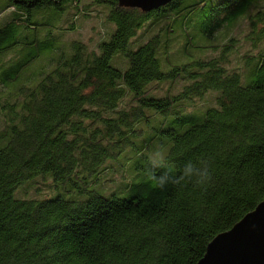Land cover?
Masks as SVG:
<instances>
[{
	"label": "trees",
	"instance_id": "obj_1",
	"mask_svg": "<svg viewBox=\"0 0 264 264\" xmlns=\"http://www.w3.org/2000/svg\"><path fill=\"white\" fill-rule=\"evenodd\" d=\"M91 1L109 8L114 34L98 45L99 55L77 43L72 57L47 56L56 67L23 89L17 120L0 135V264H198L218 235L264 201V52L242 58L261 74L243 86L229 70L234 43H199L248 18L246 41L258 47L264 0H173L151 13L122 0ZM81 5L9 0L0 13L4 91L53 40L49 32L41 41L48 26L32 19ZM178 31L185 38L180 55L190 60L182 67L171 58ZM11 52L15 58L5 63ZM117 54L129 61L126 72L111 65ZM180 83L187 86L176 95ZM210 91L220 93L217 108L183 114ZM116 163L126 182L108 194L105 183L96 185ZM24 183L61 193L15 198Z\"/></svg>",
	"mask_w": 264,
	"mask_h": 264
},
{
	"label": "rangeland",
	"instance_id": "obj_2",
	"mask_svg": "<svg viewBox=\"0 0 264 264\" xmlns=\"http://www.w3.org/2000/svg\"><path fill=\"white\" fill-rule=\"evenodd\" d=\"M8 4L9 0H0V13L6 10V6ZM259 8V6L254 7L250 14H255ZM108 13L109 8L107 6L94 5L92 4L91 0H82L81 9H79V11H73V9H70L63 14L49 12L45 15H37L32 19L34 23L45 24L48 26L47 30H42L39 32L38 38L44 42V37H42V35L44 33L48 34L49 32H52L53 40L50 41V44H48L46 47V51L43 52L45 57H42L37 62H35V64L24 73L18 83L7 86L6 91L0 87V135L3 132L4 126L6 124L14 123L17 120V116L22 107V103L19 100L23 94V89L32 85L30 84L31 80L34 82L37 81L36 78L39 77V75L44 72V70L51 71L54 69V67H56V63L50 64V62H48L49 60L46 59L47 56H50L54 59H56V57L60 59L62 56L65 58L72 57L75 50L74 46L77 43L83 44L85 47H87L89 53L96 52L98 55L100 54L98 45L102 42H107L116 31V26L107 18ZM1 22H3V20ZM74 26L76 27L74 28ZM61 28H69V31L63 32L60 30ZM249 33V20L246 18L240 20L235 27L230 29L225 28L220 31L219 34H217L216 37L210 41V43H204L203 41L199 43V45H226L230 42L234 43L235 49L230 55L229 70L238 71L242 77L243 86H248L253 82H256L260 78L261 74L255 73L256 63H251L247 60L243 62L242 58L247 55L252 56L264 52V41L261 42L258 47H252L251 44L246 41ZM29 34V41H31L33 34ZM132 43H135V40H133ZM173 44L174 45L171 55L172 60L181 67L188 65L190 60L188 58H183L180 55V51L185 44V38L181 32H177ZM138 46L139 45L136 47ZM14 53L15 52H11V55L6 58L5 63L12 61L15 58V56H13ZM33 54L35 53L32 52V54H30L28 57L24 56L23 62L29 60ZM192 54L196 58L201 59H209L216 56V54L212 51H206L203 53L193 51ZM111 65L122 72H126L128 70L129 61L124 54H117L112 58ZM163 70L168 71L167 68H163ZM243 71L244 73L246 72V75L243 73ZM186 86L187 83L178 84L175 89V94H180ZM166 88L167 85H163V90L155 93L154 96L156 98H162ZM8 91H10L11 94H9ZM219 96V92L210 91L202 99L196 100L194 109L188 110L183 114L203 116L209 109L217 108V98ZM18 124H20V120ZM4 145H6V143L1 144V146ZM163 153L167 155L168 149H164ZM121 164L122 163L114 164L112 171L110 170L106 173V180L101 179L96 187H99L105 183L108 194L122 189L126 180L124 178L125 171L120 169ZM140 179L141 177L139 176L137 181H140ZM29 185L32 186L31 193L29 190V193L26 194L25 189L29 187ZM59 193H61V190L52 189L49 184L43 185L41 183L31 185V183H24L16 191L15 198H36L39 200H45L53 199ZM66 198L70 200V197Z\"/></svg>",
	"mask_w": 264,
	"mask_h": 264
},
{
	"label": "water",
	"instance_id": "obj_3",
	"mask_svg": "<svg viewBox=\"0 0 264 264\" xmlns=\"http://www.w3.org/2000/svg\"><path fill=\"white\" fill-rule=\"evenodd\" d=\"M173 0H122L121 5L144 13ZM198 264H264V201L231 230L218 235Z\"/></svg>",
	"mask_w": 264,
	"mask_h": 264
},
{
	"label": "clouds",
	"instance_id": "obj_4",
	"mask_svg": "<svg viewBox=\"0 0 264 264\" xmlns=\"http://www.w3.org/2000/svg\"><path fill=\"white\" fill-rule=\"evenodd\" d=\"M192 170H193L192 165L189 164L187 166V168H186V173L185 174L187 175L188 173L192 172ZM162 183H163V181H162Z\"/></svg>",
	"mask_w": 264,
	"mask_h": 264
}]
</instances>
